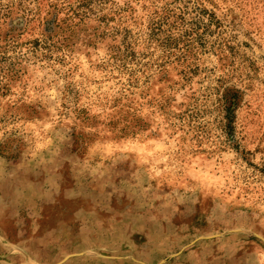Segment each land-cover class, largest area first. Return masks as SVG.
<instances>
[{"label":"rangeland","instance_id":"obj_1","mask_svg":"<svg viewBox=\"0 0 264 264\" xmlns=\"http://www.w3.org/2000/svg\"><path fill=\"white\" fill-rule=\"evenodd\" d=\"M0 264H264V0H0Z\"/></svg>","mask_w":264,"mask_h":264},{"label":"trees","instance_id":"obj_2","mask_svg":"<svg viewBox=\"0 0 264 264\" xmlns=\"http://www.w3.org/2000/svg\"><path fill=\"white\" fill-rule=\"evenodd\" d=\"M230 105H233V104H230ZM229 109V108H228Z\"/></svg>","mask_w":264,"mask_h":264}]
</instances>
